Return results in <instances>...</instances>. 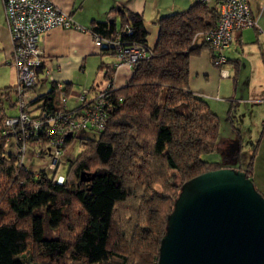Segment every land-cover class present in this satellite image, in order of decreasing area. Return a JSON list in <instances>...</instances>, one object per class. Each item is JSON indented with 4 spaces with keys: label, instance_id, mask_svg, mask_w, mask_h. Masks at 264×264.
I'll return each instance as SVG.
<instances>
[{
    "label": "trees",
    "instance_id": "obj_1",
    "mask_svg": "<svg viewBox=\"0 0 264 264\" xmlns=\"http://www.w3.org/2000/svg\"><path fill=\"white\" fill-rule=\"evenodd\" d=\"M218 13V4L195 0L186 10L162 16L154 21V45L148 43L140 13L121 8L120 26L115 19L92 21L87 28L93 34L143 45L148 56L133 65L124 86L108 93L104 128L81 133V151L61 174L62 182L46 169H20L7 151L5 122L18 110L8 114L3 99L16 107V84L0 92V264H128L130 257L137 258L134 264H157L167 215L181 185L230 167L226 157L220 162L202 158L223 146L220 120L204 98L189 90L190 58L209 47L202 34L216 26ZM100 48L113 55L108 45ZM115 70L112 64L107 81L114 80ZM44 71L42 61L37 84ZM48 83L45 93H32L31 114L77 108L61 105L65 86ZM73 140L66 138L65 147ZM255 149L240 154L233 167L253 182ZM123 206L130 214L124 231L116 225Z\"/></svg>",
    "mask_w": 264,
    "mask_h": 264
},
{
    "label": "crops",
    "instance_id": "obj_2",
    "mask_svg": "<svg viewBox=\"0 0 264 264\" xmlns=\"http://www.w3.org/2000/svg\"><path fill=\"white\" fill-rule=\"evenodd\" d=\"M53 1L57 7L70 13L77 23L85 27L91 26L93 20L109 21L111 19H115L116 26H120L122 17L118 12L121 8L140 13L144 17L148 33H154L151 41L148 34V43L154 45L158 33V27L154 21L162 16L186 10L195 0ZM206 1L209 6L219 3V0ZM248 4L255 19V25L235 32L230 46L222 51L227 60L222 68L227 75H221L220 68L213 64L212 50L209 47L203 48L198 55L190 58L189 90L209 101L208 104L219 116L220 123L222 120L226 121L225 126L230 129L228 134L220 133L218 140L223 143L220 149L223 160L227 158L236 161L240 154L248 155L256 147L253 159V180L256 187L264 194V0H248ZM200 41L201 39L198 38L197 42ZM38 47L42 52L44 70L49 71L56 81L63 83L66 87L69 107L75 106V96L79 92L74 86L77 79L75 75L86 70L91 55L101 57L98 65L99 73L96 74L93 83L84 88L95 92L105 86L107 78L104 75L111 68L114 57L111 52L96 47L88 33L59 27L52 28L40 36ZM12 48L11 35L2 0H0V65L12 66L10 62ZM130 74L131 70L127 67L115 70L113 73L115 84L124 86ZM41 83L45 86L37 92V87ZM49 89L50 83L43 79L35 86L34 93H45ZM210 100H213V103ZM222 102L226 105H222L219 109L218 104ZM213 104H215L214 108ZM230 121L238 131L234 129ZM251 138L253 144L250 152L245 154L241 144ZM237 163L228 165L229 162H227V165L236 167Z\"/></svg>",
    "mask_w": 264,
    "mask_h": 264
},
{
    "label": "built area",
    "instance_id": "obj_3",
    "mask_svg": "<svg viewBox=\"0 0 264 264\" xmlns=\"http://www.w3.org/2000/svg\"><path fill=\"white\" fill-rule=\"evenodd\" d=\"M2 4L13 47L10 62L17 76L15 84L18 110L17 115L6 119L8 128L4 132L5 148L17 157V165L23 170L29 169L33 160L46 158L49 163L45 169L54 172V179L62 182L63 175L57 172L65 153L66 138L76 140L82 132L95 133L103 129L106 97L118 86L114 80H110L95 92L84 88L75 96L77 108L74 110L61 108L52 114L46 111L31 114L32 108L28 104L40 78L37 68L42 63V52L38 47L40 36L57 27L88 33L96 47L106 44L112 48L116 70L121 67L131 70L140 59L148 56V50L143 45H125L118 39L100 38L77 23L70 13L57 7L53 0H2ZM218 9L216 26L203 33L202 37L214 53V64L220 68V74L225 76L227 73L222 66L226 57L222 51L230 46L235 32L253 27L255 19L248 0H219ZM42 79L55 82L59 89L64 87L47 70L44 71ZM60 102L63 107L66 106L67 99L64 94Z\"/></svg>",
    "mask_w": 264,
    "mask_h": 264
},
{
    "label": "water",
    "instance_id": "obj_4",
    "mask_svg": "<svg viewBox=\"0 0 264 264\" xmlns=\"http://www.w3.org/2000/svg\"><path fill=\"white\" fill-rule=\"evenodd\" d=\"M157 264H264V196L254 182L233 167L185 181Z\"/></svg>",
    "mask_w": 264,
    "mask_h": 264
},
{
    "label": "rangeland",
    "instance_id": "obj_5",
    "mask_svg": "<svg viewBox=\"0 0 264 264\" xmlns=\"http://www.w3.org/2000/svg\"><path fill=\"white\" fill-rule=\"evenodd\" d=\"M153 37H154V33L150 32L149 33V41H151ZM89 58H90V61H89V63H87L86 70L85 71L82 70L81 72H78L75 75V77L77 79L74 82V86H75V90H77V91H81L84 89V87L90 86L93 83V81L95 80L96 74L99 73V71H98L99 66L98 65H99V62L101 61V59H100L101 57L99 55H91ZM16 81H17V76H16V72H15L14 68L9 64H1L0 65V92L3 91L8 86L14 85L16 83ZM96 82H97V80H96ZM44 86L42 85V83L40 85H38L37 92L41 91L44 88ZM10 97H11V100L14 101V95H11ZM3 100H4L3 103H4V107L6 108V112L8 114H15L17 112L16 107L13 105L11 106L10 102H7L5 99H3ZM210 102L213 103V100H210ZM222 105L225 106L226 104L224 102H222L221 104H218V106H219L218 108L220 109ZM212 107L214 108L215 104H213ZM219 124H221V128L219 126V128H220L219 132L222 134H225V133L228 134L230 129H228L225 126V124H227L226 121L222 120V122ZM83 135L89 136L87 131L83 132ZM252 144H253L252 138L249 139V141L247 139L244 142H242L241 147H242L243 153L248 154L250 152ZM217 149L218 150H214V151H211L209 153L202 155V158L206 161H209V162H220V161H222L223 155L220 153L219 147H217ZM80 151H81V144H80L78 139L73 140L69 145H67L65 147V153L61 159L62 164L58 170L59 174L66 175V171L68 169V166H69L71 160L75 156H77L80 153ZM29 155H31V153H29ZM246 156H248V155H246ZM228 162H229L228 165H233V164L237 163V161H232V159L228 160ZM47 163H49V161L46 158L42 159V160H39V159L33 160L29 169L31 171L38 170L39 168L45 169V167H47ZM127 209L128 208L126 206H123L117 211L116 225L118 227V230L119 229H122L123 231L126 230L128 224H129V221L126 220V217H128L130 215L129 212H127ZM71 216L73 217L74 215L72 214ZM130 224H131V222H130ZM135 260H137V258L133 259L132 257H130V263L128 262V264H134Z\"/></svg>",
    "mask_w": 264,
    "mask_h": 264
},
{
    "label": "flooded vegetation",
    "instance_id": "obj_6",
    "mask_svg": "<svg viewBox=\"0 0 264 264\" xmlns=\"http://www.w3.org/2000/svg\"><path fill=\"white\" fill-rule=\"evenodd\" d=\"M227 156V155H226Z\"/></svg>",
    "mask_w": 264,
    "mask_h": 264
}]
</instances>
